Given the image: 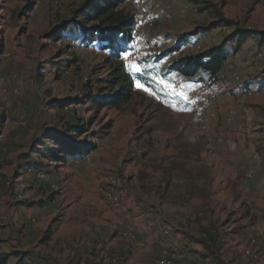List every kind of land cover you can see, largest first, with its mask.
Segmentation results:
<instances>
[{"label":"rangeland","instance_id":"obj_1","mask_svg":"<svg viewBox=\"0 0 264 264\" xmlns=\"http://www.w3.org/2000/svg\"><path fill=\"white\" fill-rule=\"evenodd\" d=\"M203 1L221 5L239 27L264 30V0ZM81 2L0 0V213L18 206L21 238L28 214L35 212L34 226L48 218L43 240L66 255L65 264H264V42L250 38L236 49L230 40L217 80L196 84L171 74L163 82L167 99L137 82L126 105L99 108L89 96L109 88L116 67L129 74L215 16L196 0H127L121 8L141 31L116 60L66 35ZM63 26L68 31L51 37ZM234 29L195 37L161 67ZM55 100L68 104L58 108ZM68 127L83 128L68 135L92 148L60 162L50 156L59 148L51 136ZM28 154L44 171L22 163ZM178 176L189 186L181 178L169 192Z\"/></svg>","mask_w":264,"mask_h":264},{"label":"trees","instance_id":"obj_2","mask_svg":"<svg viewBox=\"0 0 264 264\" xmlns=\"http://www.w3.org/2000/svg\"><path fill=\"white\" fill-rule=\"evenodd\" d=\"M126 1L82 0L79 8L74 12L72 23L75 28L66 35L73 38V41H79L83 46L98 47L107 51L116 60L122 59L125 52L133 49L134 40V17L125 13L121 8ZM196 2L200 4V11H210L215 16V20L180 35L172 47L160 52L156 57H146L140 60L138 68L141 71L134 70L126 74L121 65L116 67L112 78L108 81L109 88H103L98 95L89 96L90 99L99 108H121L133 98L137 82L141 87L151 90L160 98L167 99L169 95L163 87V82L169 81L171 74L180 75L196 84L217 80L231 57V52L227 48L230 40L235 41L236 49H239L250 38H255L259 44H263L264 30L237 26L235 21L224 16L221 5L218 3L203 0H196ZM222 25H235L234 31L223 42L204 50L181 54L166 66L161 67L160 64L165 58L195 40V37ZM66 30L67 27L63 26L60 30L52 32L51 37L58 38ZM67 104L65 100L51 102L52 106L58 108L65 107ZM83 131V128L68 127L63 132L61 130L52 133L51 137L59 148L50 156L60 162L82 158L91 150L92 145L87 142L85 144L77 142L75 137L68 133H82ZM22 163L29 165L31 170L44 171L43 164L41 162L37 164L30 154L23 158ZM11 255V253L0 252V264H9Z\"/></svg>","mask_w":264,"mask_h":264},{"label":"crops","instance_id":"obj_3","mask_svg":"<svg viewBox=\"0 0 264 264\" xmlns=\"http://www.w3.org/2000/svg\"><path fill=\"white\" fill-rule=\"evenodd\" d=\"M13 146H11V149L13 150H18L20 147L16 144L12 143ZM19 147V148H18ZM172 177H175V175H172ZM179 182L175 184L174 186H171L167 188L169 192L174 191L179 183H182L183 177L178 176L177 177ZM185 181L183 185L189 186L187 183L186 179L183 178ZM173 180V179H172ZM184 193V192H183ZM190 194L186 196L189 198ZM21 197V196H19ZM17 201H21L18 198L16 199ZM37 208H39V204H37ZM18 206L13 205V209L11 212L12 214L8 216H3L0 213L1 219H6V220H0V252L2 253H11V257L9 260V264H65L66 262V255L62 254L60 255L58 252L52 251V248L48 246L47 244V237L45 236V239L43 240V234L41 233V228H46L48 224L43 225L44 221H46L45 216L38 218L37 226H34L32 222V218H35V212L32 214H28L26 218V228L23 230V237H17L16 235V226L19 223V218L16 215V209ZM1 209V208H0ZM9 213V209H6L5 214ZM192 213V212H191ZM195 214V213H194ZM198 214H201L198 212ZM16 215V216H15ZM35 215V216H34ZM197 214L192 215L190 214L189 217L191 219H194V216L196 217ZM32 216V217H31ZM2 221V222H1ZM121 234V233H120ZM107 233L105 232L104 237H105V242L107 243L105 245V250L103 251V254L105 259L104 261H108V252L107 249L110 246L109 244V237H106ZM120 239L122 238L121 236L119 237ZM123 239V238H122ZM119 255V253H109L110 256L113 255ZM69 257V256H68ZM69 259H72L70 256ZM125 259V258H124ZM132 261V260H131ZM131 261L125 262V260L122 262V264H131ZM129 262V263H128ZM111 263V262H110Z\"/></svg>","mask_w":264,"mask_h":264},{"label":"bare ground","instance_id":"obj_4","mask_svg":"<svg viewBox=\"0 0 264 264\" xmlns=\"http://www.w3.org/2000/svg\"><path fill=\"white\" fill-rule=\"evenodd\" d=\"M137 28V30H136ZM141 31V26L139 25H134V40L137 38L138 34L140 33ZM135 35H136V38H135ZM232 77H235L237 78L239 76V73L236 69H234L231 73ZM236 114V111L235 110H230L229 112V118H233ZM111 180H113V178L111 177ZM174 180V179H173ZM175 181V180H174ZM112 183H115L113 181H111ZM109 199L111 200L112 204L115 206V207H118L120 206V200H119V197L117 196V194L115 192H112L108 195ZM134 239V237H132ZM247 254L248 255H251V256H257L256 253L253 251V250H250L248 249L247 251ZM164 259V258H163ZM167 263L169 264H173L170 260H165ZM166 262L164 264H166ZM80 264H84V262H81ZM162 264V263H161Z\"/></svg>","mask_w":264,"mask_h":264},{"label":"snow or ice","instance_id":"obj_5","mask_svg":"<svg viewBox=\"0 0 264 264\" xmlns=\"http://www.w3.org/2000/svg\"><path fill=\"white\" fill-rule=\"evenodd\" d=\"M135 71H141V69H139V68H136V69H135Z\"/></svg>","mask_w":264,"mask_h":264},{"label":"built area","instance_id":"obj_6","mask_svg":"<svg viewBox=\"0 0 264 264\" xmlns=\"http://www.w3.org/2000/svg\"><path fill=\"white\" fill-rule=\"evenodd\" d=\"M136 30H137V28H136ZM135 38H136V35H135ZM9 121H10V120H9ZM166 264H169V263L166 262Z\"/></svg>","mask_w":264,"mask_h":264}]
</instances>
